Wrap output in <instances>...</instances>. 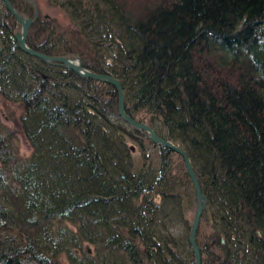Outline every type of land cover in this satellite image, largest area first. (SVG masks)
Segmentation results:
<instances>
[{"label":"trees","instance_id":"obj_1","mask_svg":"<svg viewBox=\"0 0 264 264\" xmlns=\"http://www.w3.org/2000/svg\"><path fill=\"white\" fill-rule=\"evenodd\" d=\"M49 2L70 22L39 14L28 46L118 79L126 113L189 154L202 264H264V0ZM18 30L0 0V100L30 148L0 114V264H195L183 157L119 116L113 85L21 51Z\"/></svg>","mask_w":264,"mask_h":264},{"label":"water","instance_id":"obj_2","mask_svg":"<svg viewBox=\"0 0 264 264\" xmlns=\"http://www.w3.org/2000/svg\"><path fill=\"white\" fill-rule=\"evenodd\" d=\"M2 2L4 3L6 9L16 18V20L19 22L21 26V31L16 32L14 35L21 51H23L24 53L30 56L36 57L44 62L66 67L82 78L100 80L113 85L116 89L117 97H118L119 116L129 125L146 132L147 137H149L155 143L164 145L165 147L177 152L183 157L187 172L193 182L196 192V198H197V207H196L193 223L191 226V231L189 234V240L195 254V264H202V252L197 241V235L201 225L203 213L207 207L208 200L206 194L203 191V187L199 179V176L195 170V167L187 151L182 147L176 145L169 139L160 136L159 133H157V131L150 125H147L145 123H140L126 113L125 103H124V90L122 84L118 79L114 78L112 75L106 73H97L86 69L83 67L80 59L78 58L73 59L64 55H48L46 53H43L37 49L28 46L27 44L28 30L38 15L36 14L34 19L30 17H24L15 10L10 0H2ZM224 241L225 240L223 239V242Z\"/></svg>","mask_w":264,"mask_h":264},{"label":"rangeland","instance_id":"obj_3","mask_svg":"<svg viewBox=\"0 0 264 264\" xmlns=\"http://www.w3.org/2000/svg\"><path fill=\"white\" fill-rule=\"evenodd\" d=\"M26 1H29L30 3H32V5L34 7V10H35V15L36 14L37 15L40 14L41 16H47V17H50V18L53 17V18L57 19L60 24H64L63 26H67L68 23L70 22V20L66 17V15L62 11H60L56 7H52V5L50 4L49 0H31V1L30 0H26ZM15 10L20 15H22L16 8H15ZM35 15H34V17H35ZM22 16H24V15H22ZM24 17H26V16H24ZM34 17L32 19H34ZM37 18H38V16H37ZM18 31H21L20 24H19V30ZM70 58L76 59L78 57H73L72 56ZM0 114H1L2 121L5 124H7L8 126H10L11 128L15 129L16 132H18L17 134H18V137H19V146H20V153H21V155L28 156L29 153H30V148H29V145L27 144L24 136L22 135V133H20V126L18 124V110L16 109V107L14 105H12V104H10V103H8L6 101L0 100ZM135 157L137 158V160L139 159V155H138V152L137 151H135ZM88 250L91 251V247H88Z\"/></svg>","mask_w":264,"mask_h":264}]
</instances>
